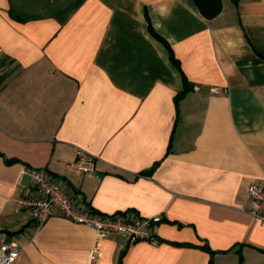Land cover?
<instances>
[{
    "label": "crops",
    "instance_id": "1",
    "mask_svg": "<svg viewBox=\"0 0 264 264\" xmlns=\"http://www.w3.org/2000/svg\"><path fill=\"white\" fill-rule=\"evenodd\" d=\"M0 0V244L15 264H89L98 233L19 210L26 167L100 212L162 220L157 242L101 240L94 264H264V0ZM169 47L179 61L171 59ZM188 80L186 95L176 96ZM78 151L96 168L75 167Z\"/></svg>",
    "mask_w": 264,
    "mask_h": 264
},
{
    "label": "built area",
    "instance_id": "2",
    "mask_svg": "<svg viewBox=\"0 0 264 264\" xmlns=\"http://www.w3.org/2000/svg\"><path fill=\"white\" fill-rule=\"evenodd\" d=\"M75 167L83 173L92 172L96 168L95 158L78 151ZM24 176H28L29 185L17 196V207L30 212L36 228H40L51 217L60 215L97 231V239L90 250L89 264H94L98 259L101 240L108 235L121 236L129 244L141 240L157 242L154 229L162 220L160 215L130 218L123 213H103L90 206L81 195L72 194L63 180L45 168L26 167L21 172V179ZM241 209L264 221V182L247 186ZM21 250L16 240L2 242L0 264H15Z\"/></svg>",
    "mask_w": 264,
    "mask_h": 264
},
{
    "label": "trees",
    "instance_id": "3",
    "mask_svg": "<svg viewBox=\"0 0 264 264\" xmlns=\"http://www.w3.org/2000/svg\"><path fill=\"white\" fill-rule=\"evenodd\" d=\"M194 5L199 9L201 14L207 18L212 19L219 15L223 9V1L222 0H192ZM237 2L238 0H234ZM171 53V59L173 62L179 66V61L174 56L172 49L169 47ZM184 89L179 92L176 96V104L178 105L179 101L186 95L188 91V80L184 77Z\"/></svg>",
    "mask_w": 264,
    "mask_h": 264
},
{
    "label": "rangeland",
    "instance_id": "4",
    "mask_svg": "<svg viewBox=\"0 0 264 264\" xmlns=\"http://www.w3.org/2000/svg\"><path fill=\"white\" fill-rule=\"evenodd\" d=\"M15 65L11 62V60L7 57H0V77L5 78L10 70H15ZM10 74V73H9Z\"/></svg>",
    "mask_w": 264,
    "mask_h": 264
}]
</instances>
